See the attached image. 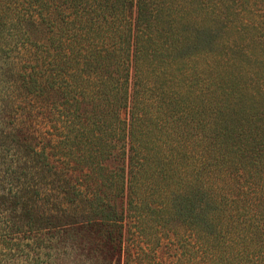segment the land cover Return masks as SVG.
Instances as JSON below:
<instances>
[{
    "label": "rangeland",
    "instance_id": "374dc122",
    "mask_svg": "<svg viewBox=\"0 0 264 264\" xmlns=\"http://www.w3.org/2000/svg\"><path fill=\"white\" fill-rule=\"evenodd\" d=\"M121 2H117L119 8ZM139 3L137 15L133 6L129 13L131 27L125 25L127 19H116L112 42L122 45L107 66L113 73L128 68L133 88L130 107L134 117L126 132L135 173L124 186L122 205L113 185L98 182L101 178H87L84 169H75L66 186L68 203H75L74 223L54 227L40 208L32 220L34 228L26 222L16 236L6 238L7 244H0V264H211L210 254L202 252V231L208 228L199 222L198 204L199 197L208 198V191L201 179L206 176V185L211 184L217 152L231 159L230 149H224L225 139L217 135L223 125L231 133L249 130L248 120L258 117L257 105L238 111V101L225 91L234 79L244 99L262 98L264 0ZM113 97L102 99L101 107L109 99L113 102ZM128 110L129 106L124 115L127 121L132 114ZM48 115L49 123L58 125L56 112ZM108 116L109 129L103 135L115 141L119 129ZM69 130L65 129L66 134L83 149L99 152L102 140L90 142L91 133ZM43 131L36 139L39 166L62 163L68 166L67 175L71 174L77 157L56 140L47 143L45 136L60 135L54 126ZM55 145V150L49 149ZM59 174L56 169L54 174L37 176L42 181L44 175L57 179ZM79 189L97 196L83 203L85 191L80 195ZM109 203L122 210L117 224L99 220L97 205ZM36 218L42 222L40 228Z\"/></svg>",
    "mask_w": 264,
    "mask_h": 264
},
{
    "label": "trees",
    "instance_id": "16d2710c",
    "mask_svg": "<svg viewBox=\"0 0 264 264\" xmlns=\"http://www.w3.org/2000/svg\"><path fill=\"white\" fill-rule=\"evenodd\" d=\"M118 1L0 0L2 245L7 244V237L16 236L26 222L34 228L32 220L40 208L42 216L48 215V223L54 227L74 223L75 203L73 206L68 203L66 195L70 194L66 186L72 181L75 169H84L87 178H101L98 182L113 185L119 202L123 203L124 186L129 185L135 173L126 132L134 117L130 107L133 88L129 85L128 68L113 73L107 66L122 45L121 41L112 42L116 19L120 16L127 19L125 25L131 27L132 6L136 15L141 6L139 0H123L119 8ZM72 15L73 18L69 17ZM230 81L225 92L236 98L238 111L257 105L258 117L248 120L252 126L249 130L231 133L225 124L217 132L218 137L225 139L224 149H230L231 159L227 161L224 154L217 152L211 184L206 185V176L201 179L202 187L208 191V198L199 197L198 204L199 222L208 228L202 231V252L210 254L211 264H264V91L259 94L262 98L244 99L246 96L238 93L237 81ZM110 95L114 101L109 99L101 107L100 101ZM89 103H92L90 108ZM128 106V112L132 113L129 121L124 116ZM49 111L56 112L58 125L49 123ZM108 113L119 129L115 141L103 135L110 125ZM52 126L60 135L45 136L47 143L56 140L62 149L77 157L78 162L69 175L66 164L46 162L44 168L38 164L40 151L36 139ZM65 129L91 133L90 142L102 140L99 152L93 154L83 149L70 139ZM230 135L232 145L227 140ZM46 150L50 160V151ZM56 169L59 178L44 175L45 179L38 180V173L54 174ZM83 191V203L97 196L85 189L78 190L80 195ZM59 194L63 195L62 199L58 198ZM97 206L99 220L115 224L122 220V210H115L114 204ZM36 219V227L40 228L42 222Z\"/></svg>",
    "mask_w": 264,
    "mask_h": 264
}]
</instances>
